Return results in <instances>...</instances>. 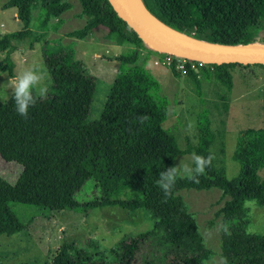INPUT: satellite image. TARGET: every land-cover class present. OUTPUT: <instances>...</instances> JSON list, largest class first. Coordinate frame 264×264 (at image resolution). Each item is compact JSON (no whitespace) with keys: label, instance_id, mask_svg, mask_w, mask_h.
I'll return each instance as SVG.
<instances>
[{"label":"trees","instance_id":"trees-1","mask_svg":"<svg viewBox=\"0 0 264 264\" xmlns=\"http://www.w3.org/2000/svg\"><path fill=\"white\" fill-rule=\"evenodd\" d=\"M87 20L82 28L69 33L76 40L94 29H106L133 47L127 54L113 57L119 63L101 117L96 123L86 118L94 96L96 79L85 65L74 59L71 45L58 47L56 53L46 42L40 54L49 74L46 99H38L27 118L17 114L11 98L0 102V160L21 167L16 182L9 185L0 178V236H11L25 229L12 205L37 211L89 210L111 206L123 210L146 211L151 229L121 238L108 259L92 261L75 242H62L50 264H205L209 251L198 235L195 222L187 212L181 190L218 189L220 200H228L220 210L223 228L219 254L222 264H264V236L246 233L235 224L244 213L243 203L252 201L264 207V130L245 129L236 136L232 160L238 173L226 180L214 160L200 182L177 179L167 198L157 181L159 173L174 166L177 157L211 152L215 136L207 111L196 121V144L186 142L181 150L174 138L162 128L167 116V100L159 96V84L145 68L141 51L150 49L112 11L106 0H77ZM144 10L160 25L188 39L213 46L264 45V0H139ZM39 3L40 28L70 9L65 0H9L3 9L13 8L23 28L0 35V73L14 77L11 54L15 44L28 41V49L38 42L29 29L32 6ZM56 30L58 27H51ZM259 32L263 33L258 38ZM162 57L173 56L157 51ZM264 65L205 64L197 72L185 66L184 76L200 93V80H214L224 91L232 88L231 71ZM179 77L174 62L168 65ZM91 181L97 196L78 202L76 194ZM132 199H117L125 190ZM1 262V257H0ZM1 264V263H0Z\"/></svg>","mask_w":264,"mask_h":264},{"label":"rangeland","instance_id":"rangeland-1","mask_svg":"<svg viewBox=\"0 0 264 264\" xmlns=\"http://www.w3.org/2000/svg\"><path fill=\"white\" fill-rule=\"evenodd\" d=\"M9 0H0V35L20 31L23 26L14 18L13 8L3 9ZM70 9L58 19H51L46 29L40 28L41 9L35 3L30 11L29 29L38 37L28 49V41L16 43L11 54L14 63V77L25 67L39 64L43 69L41 46L46 42L49 50L56 53L58 47L72 46L74 59L83 63L92 77L96 87L88 116V123L99 121L109 89L117 74L119 63L113 57L127 54L132 46L122 43L118 37L108 36L106 29H94L85 38L76 40L69 33L80 29L87 18L81 15L77 0H65ZM58 27L54 30L51 27ZM263 36L259 32L258 38ZM142 50L141 58H146L145 68L159 84V96L167 100V116L162 124L164 131L171 135L178 147L183 150L186 142L196 144V121L204 110L210 120V127L215 136L211 153L215 155L216 166L224 171L226 180H231L238 173V164L232 160L237 134L245 129L264 130V69L250 67L235 68L231 71L232 88L224 91L214 80H200V93L196 94L193 84L184 74L174 78L168 66L161 62L158 50L149 46ZM4 53H0V60ZM156 63V64H155ZM6 73H0V84L10 83ZM48 83L50 84V78ZM10 91V90H9ZM4 102V101H0ZM191 155L176 158L174 166L183 159L188 161ZM21 171L15 163L0 160V178L13 185ZM264 179V170L259 172ZM177 195L182 199L187 212L192 216L198 235L204 247L209 251L205 264H222L219 254L220 232L223 228L220 213L227 197L220 200L218 189L206 191L181 190ZM97 196L91 181H87L75 199L87 201ZM135 194L127 189L117 199H132ZM244 213L235 219V224L252 235L264 236V207L252 201L243 203ZM25 229L11 236H0L1 264H50L51 258L62 242H75L80 250L92 261L108 259L109 252L117 242L127 236H135L151 229V222L143 209L128 211L119 207L105 206L89 210L84 216L78 212L37 211L33 208L12 205Z\"/></svg>","mask_w":264,"mask_h":264},{"label":"water","instance_id":"water-1","mask_svg":"<svg viewBox=\"0 0 264 264\" xmlns=\"http://www.w3.org/2000/svg\"><path fill=\"white\" fill-rule=\"evenodd\" d=\"M106 1L127 28L149 46L154 47L156 51L204 64L264 65V45L254 43L246 46H213L193 41L173 32L182 38L175 39L148 25L128 6L125 0ZM145 13L152 18L146 11ZM152 20L154 19L152 18ZM162 27L169 30L164 26Z\"/></svg>","mask_w":264,"mask_h":264},{"label":"clouds","instance_id":"clouds-1","mask_svg":"<svg viewBox=\"0 0 264 264\" xmlns=\"http://www.w3.org/2000/svg\"><path fill=\"white\" fill-rule=\"evenodd\" d=\"M48 81V72L39 64L27 66L10 83L0 84V101L6 102L11 98L17 114L27 118L29 109L36 105L37 100L47 98L50 88ZM214 159L215 155L211 152L206 157L192 153L188 161L182 159L178 165L161 171L157 184L165 201L172 195L178 178L198 184L200 176L211 167Z\"/></svg>","mask_w":264,"mask_h":264},{"label":"bare ground","instance_id":"bare-ground-1","mask_svg":"<svg viewBox=\"0 0 264 264\" xmlns=\"http://www.w3.org/2000/svg\"><path fill=\"white\" fill-rule=\"evenodd\" d=\"M125 2L128 4V6L135 11L141 18L144 20L148 25L152 26L156 30L160 31L161 33L170 36L175 39H182L181 37L177 36L173 32H170L169 30H166L159 24H157L152 18H150L145 11L142 8V5L140 4L139 0H125Z\"/></svg>","mask_w":264,"mask_h":264},{"label":"built area","instance_id":"built-area-1","mask_svg":"<svg viewBox=\"0 0 264 264\" xmlns=\"http://www.w3.org/2000/svg\"><path fill=\"white\" fill-rule=\"evenodd\" d=\"M171 61L174 62L175 69L177 71H180V73L182 74H184L185 66H188L189 69H191L193 72L197 74L198 70L205 65L202 62L192 61V60L183 59V58H179L175 56H173V58H170L169 56H164L161 59V62L167 66L171 63Z\"/></svg>","mask_w":264,"mask_h":264},{"label":"crops","instance_id":"crops-1","mask_svg":"<svg viewBox=\"0 0 264 264\" xmlns=\"http://www.w3.org/2000/svg\"><path fill=\"white\" fill-rule=\"evenodd\" d=\"M15 11V10H14ZM13 16H14V18L16 19V17H15V13H13Z\"/></svg>","mask_w":264,"mask_h":264}]
</instances>
